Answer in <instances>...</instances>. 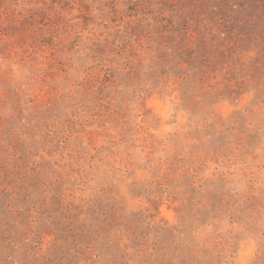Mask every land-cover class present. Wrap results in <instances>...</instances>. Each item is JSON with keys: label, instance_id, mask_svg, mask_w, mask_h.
<instances>
[{"label": "rangeland", "instance_id": "374dc122", "mask_svg": "<svg viewBox=\"0 0 264 264\" xmlns=\"http://www.w3.org/2000/svg\"><path fill=\"white\" fill-rule=\"evenodd\" d=\"M0 264H264V0H0Z\"/></svg>", "mask_w": 264, "mask_h": 264}]
</instances>
